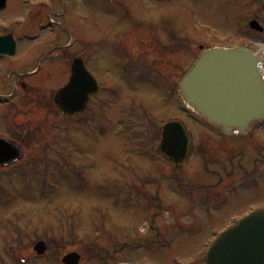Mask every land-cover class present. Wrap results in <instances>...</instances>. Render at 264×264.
Returning a JSON list of instances; mask_svg holds the SVG:
<instances>
[{"label":"rangeland","instance_id":"rangeland-1","mask_svg":"<svg viewBox=\"0 0 264 264\" xmlns=\"http://www.w3.org/2000/svg\"><path fill=\"white\" fill-rule=\"evenodd\" d=\"M29 1L34 3V0ZM123 2L134 16H144L141 18L148 22L163 20L164 25L167 20L170 25L171 21L178 25H174L179 28V38L174 56L177 76L174 75L173 82L180 80L190 67L200 44L205 47L243 46V40L251 48L264 42V34L249 29V22L254 18L262 19L264 25V0H117L119 7H110L115 16H124ZM102 4L107 5L106 2ZM86 11L80 4L62 22L57 16L61 14L58 10L51 20L57 28L37 33L23 54L36 49L49 52L53 48L49 42L64 46L75 37V27L79 24L89 35L105 31L107 27L111 28L112 36L122 33V24L109 18L106 12H99L92 19ZM20 13L17 16H21ZM73 16L80 18L78 25L70 23ZM49 19L41 16L39 24L45 25ZM2 25L4 28L10 26L5 20ZM11 25L24 43L28 34L33 35L38 23L27 27L25 22L16 25L12 22ZM6 30L7 33L13 31L10 27ZM169 30L146 22L140 24V31L145 34L136 37L134 50L137 51L131 57L141 58L145 47L154 44L160 34ZM37 42L40 46H35ZM59 51L55 48L48 54L59 56ZM66 51L67 57L66 53L62 56L71 62L80 56L77 47ZM146 56L145 66L149 62ZM85 60L97 73L91 57ZM99 64L100 61L97 66ZM127 65L132 66V61ZM154 66L166 71L165 65ZM105 68L109 69L106 63L98 68L103 81H107L105 85H116L108 74L101 73H107ZM137 72L140 82L135 87L141 91L140 96L128 95L121 87L114 90L115 96L111 99L103 92L100 98H104V106L99 98L96 103L92 101L82 115L67 119L65 129L62 128L64 121L61 129L58 119L51 122L50 140L42 155L44 161L32 160L25 147L23 161L14 168L0 171V264H61L62 257L70 253L84 255L80 264H101V258L102 264H205L208 247L214 240L212 234L220 232L231 216H240L245 205L264 203V191H255L251 185L246 192L249 196L234 185L231 191H220V187L235 182L232 179L221 184L220 177L222 180L229 178L224 173H220V177L212 174L216 177L214 186L206 189L214 191L204 203L199 192L189 188L204 182L210 184L213 177L200 171H210L206 165L202 168L201 162L196 161L177 171L157 161L154 151L160 140L159 129L170 117L182 120L195 133L197 151L204 154L207 150L209 157L205 163L210 164L211 170H222L224 164L236 161L237 157L233 151L228 153L230 158L224 160L221 157L222 138L208 125L197 127L198 122L182 113L186 105L181 97L172 102L164 95L149 94V73L139 77L141 72L136 69ZM144 89L147 93L142 92ZM97 104L105 110L98 120L93 112L102 107L97 108ZM59 134L61 140L55 141ZM231 164L229 170H234L235 165ZM234 171L240 174L239 169ZM177 180L187 187L182 190ZM262 183L264 189V180ZM200 192L205 195L207 190ZM156 202L160 203L159 207ZM39 241L48 246L44 258L34 256L33 247ZM98 251H102L99 259L94 258Z\"/></svg>","mask_w":264,"mask_h":264},{"label":"flooded vegetation","instance_id":"flooded-vegetation-1","mask_svg":"<svg viewBox=\"0 0 264 264\" xmlns=\"http://www.w3.org/2000/svg\"><path fill=\"white\" fill-rule=\"evenodd\" d=\"M116 1L117 0H34V3H32L29 0H5L4 5L0 6V36L12 35L16 39V47L12 54L4 55L0 53V139L7 141L13 146L20 147L23 158H25L26 153L25 147H28L32 160L36 157H43L44 146L50 140L48 131L53 120L58 119L60 125L62 121H64L65 124L63 127L61 125L60 129L61 127L63 129L66 127L67 119L64 120L65 117L58 111L53 103V99L56 92L66 84L67 79L71 74L73 62L66 58V50L68 49L70 51L77 47V50L80 51V56L78 57H81L84 60L85 65L88 66V64H86L88 62H86L85 59H88L90 56L92 63L96 66L97 73L93 68L91 69L92 74L100 84L99 93L92 99L95 103L99 98V100L102 101L101 104L104 106L105 100L104 98H100L103 92L106 94L107 98L111 99V97L115 96L114 90L120 87L123 88L124 92L128 95L137 94L140 96L141 91L137 90L135 87V84L140 82L138 80V72L136 73V69H138L139 73L141 72V76L139 75V77H142L146 72L149 73L150 79L148 84H150L149 87H151V90H147L149 94L157 95V97L164 95L172 102L174 101L177 87V81L173 82L174 75L176 74L177 76L174 56L178 49V42L176 40L179 38V35H177L178 27L175 26L178 25L174 21H171L170 25L168 21L165 20V24L163 25V20L161 21V24V22H156L154 20H152L153 22H148L147 19L141 18L144 17L141 15L134 16L131 11L126 9L125 2L121 3V5L125 7V9L123 7V10L125 11L123 13L124 16L118 14L115 16V14L110 11V7H119L117 4L118 2L116 3ZM105 2L107 5L102 4ZM80 4L83 6L84 11L87 10L86 13L91 16L92 19L96 18L99 12L102 14L106 12L109 18L122 24V33L112 36L110 33L111 28L107 27L105 31H95L92 35H89L87 31H82L83 26L79 24V27H75L77 30L76 35L74 34L75 37L73 38V43H67L64 46L53 42L48 43L53 46V48H50L49 52L53 51L55 48L61 50L58 52L59 56L61 54L60 57L55 53L48 54L49 52H43L42 49H36L30 54H23L25 50L29 49V43L36 39L35 35L41 33V31H45V29H43L44 25L39 24L41 16H44L47 19H53V15H57L54 13L61 10V14L57 16H59L63 22L69 16L70 12L73 14L80 7ZM19 12H21V16H17V13ZM46 13H48L47 16H45ZM160 16L161 15L151 17H154V19L157 20ZM255 19L262 22V19ZM2 20L8 22L10 26L4 28ZM78 21H80V18L73 16L70 23L77 24ZM12 22L15 23V25L19 23L23 24L25 22L26 27L29 25L36 26L38 23V26L33 28L35 32H33L32 36V33L28 34L29 36H26L27 42L25 40L23 43L21 38L15 35V31L11 25ZM145 22L150 25L154 24L155 26H161V28L164 27V29L170 30L164 35L162 34V36L160 34V37L157 38L154 44L145 47L142 57L135 59L132 57L137 51L134 50V47L137 44L136 37L145 34L140 31V24ZM9 27L13 30L11 33H7L6 28ZM56 28L57 27H55V29ZM50 31H52V29H50ZM193 33H195V31ZM58 35L60 36V33ZM60 37L65 38L62 33ZM193 38L195 39V35ZM144 43L146 44V38ZM185 43L190 44L188 41H185ZM50 45H47V47ZM35 46H40V44L37 42ZM1 48L4 53H10L12 51V44L7 42L3 43ZM99 48L101 49L99 50ZM62 49L65 50L63 53ZM65 53L66 57H63L62 55ZM116 54L119 55L116 56ZM27 55H31V57L28 58L26 57ZM128 55H130V57ZM146 55L149 56L147 66H151V68L145 66V61H147ZM98 61H100V64L97 66ZM131 61L132 66H128L127 64L130 65ZM104 63L108 65L109 69L105 68L107 73L105 71H102L101 73L108 74L110 78L116 82V85L112 84L110 87L106 86L105 84L107 81H103L100 76L98 68H103ZM137 64L139 65V68H137ZM154 65H165L166 71ZM142 66L145 68L142 69ZM124 67H126L127 70L126 68L123 69ZM111 72L112 75H110ZM126 77L131 79L130 82ZM145 81L147 82V80ZM105 87L108 88L107 91H105ZM147 91L144 89L142 92L147 93ZM99 107L102 106L97 104V108ZM104 112V107L94 112L93 114L97 115L96 120H98V114ZM61 137L62 136L59 134L58 138H54V140L60 141ZM221 138V157L224 158V160H228L230 158L228 153L234 151L237 159L236 161H230L229 163L224 164V169L222 170L208 169L210 171H204L200 169V171L210 175V178L213 177L210 184L204 182L197 186L191 185L193 190L198 191L201 195V201L204 203L209 201L208 196L210 195V189L206 188L208 186L212 188L211 184L215 183L216 177L212 174H216L220 177V173H224L229 177L227 180H225V178L222 180V177H220L219 182L221 184L223 182L226 183L232 181V179L235 180V182L229 183L228 186L225 185L222 188L220 187V191L223 190L225 192L230 190V188H232L231 186L234 185L233 187L235 189L242 188L246 194V192H248V185H251V189L253 188L255 191L258 189L263 192L264 121L257 123L251 132L245 135H237L236 138H234L235 140H229V138L225 137ZM30 146L31 148H29ZM196 152L198 151L196 150ZM207 153V150L204 154L195 153V156L190 163L194 165L196 162L195 157L199 156H202L200 162L203 163L206 157H209V154ZM262 156L263 158H261ZM219 162H221V160H219ZM231 162L235 165L237 171L239 169L240 174H235V169L229 170ZM230 174H232L233 177H231ZM202 190H207V193L203 195V193L200 192ZM145 194L146 191L144 192V195ZM246 196H249V194H246ZM157 205L159 207L160 203L156 202V206ZM245 206H247V208L244 212ZM245 206L243 207L240 216H231L226 223H236L244 216L250 214L252 210L264 208V203L261 205L250 204ZM101 252L102 251H98L94 258H101ZM107 253H109V251ZM113 253L117 254V250H114ZM82 259L84 260V255H82ZM101 259L103 260V258ZM99 262L102 264L100 259ZM103 263L105 264V262Z\"/></svg>","mask_w":264,"mask_h":264},{"label":"water","instance_id":"water-1","mask_svg":"<svg viewBox=\"0 0 264 264\" xmlns=\"http://www.w3.org/2000/svg\"><path fill=\"white\" fill-rule=\"evenodd\" d=\"M260 67L258 59L247 49L204 51L181 83L184 99L198 115L221 126L225 132L234 128L244 132L252 122L264 119V80ZM95 91V84L78 61L70 84L59 92L56 103L66 115H73L86 108L89 96ZM162 130L159 152L165 154L162 157L167 163L180 168L188 154L186 130L178 122L167 124ZM14 160L17 150L0 142V165ZM46 250L44 243L35 247L39 255ZM79 261L80 257L72 254L65 257L64 264H79ZM207 264H264V211L221 235L208 253Z\"/></svg>","mask_w":264,"mask_h":264}]
</instances>
